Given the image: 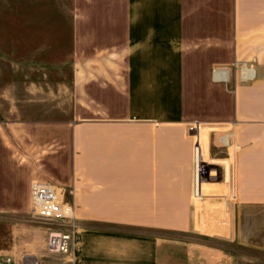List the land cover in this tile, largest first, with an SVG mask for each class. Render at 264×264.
Masks as SVG:
<instances>
[{"label": "crops", "instance_id": "0c3cea01", "mask_svg": "<svg viewBox=\"0 0 264 264\" xmlns=\"http://www.w3.org/2000/svg\"><path fill=\"white\" fill-rule=\"evenodd\" d=\"M218 2L88 0L87 30L72 26L73 75H24L25 111L72 113L57 123L69 179L54 183L69 205L90 221L188 234L186 264H231L236 209L264 207V0H229L227 14ZM244 58L255 82L232 87L231 121L198 130L197 152L202 144L213 173L197 200L185 96L209 85L214 66ZM216 134L227 146L215 145ZM157 249L140 233L81 232L68 259L158 264Z\"/></svg>", "mask_w": 264, "mask_h": 264}, {"label": "rangeland", "instance_id": "374dc122", "mask_svg": "<svg viewBox=\"0 0 264 264\" xmlns=\"http://www.w3.org/2000/svg\"><path fill=\"white\" fill-rule=\"evenodd\" d=\"M218 3L224 8L221 12L227 14L229 0ZM87 11L88 0H0V264H27L28 259L35 264H74L68 259L73 248L66 256L47 253L48 226L32 219L29 208L33 181L65 185L69 179L68 156L58 147L57 139L62 134L57 123L63 117L69 121L72 113L25 111L23 85L24 75H73V65L69 62L72 26L75 23L77 29L86 31ZM218 34L229 40V32ZM83 50L86 52V48ZM227 56L223 52L224 60ZM235 63H246L254 70L252 60L246 58L216 65L211 70L209 85L194 83L185 96V118L195 124L191 131L196 135L193 150L198 145L199 127L215 129L231 121L232 87L255 82H235ZM219 67L231 69L230 84L212 81V71ZM221 136H214L215 145L224 148ZM201 154L209 178L213 172L207 165L202 144ZM236 211V236L226 243L227 260L231 264H264V207ZM68 229L74 243L81 232L143 234L146 241L156 243L158 264H186L187 255L192 253L184 242L189 237L186 233L175 235L163 228L90 221L80 214V209H74ZM175 237L182 241L173 242Z\"/></svg>", "mask_w": 264, "mask_h": 264}, {"label": "built area", "instance_id": "2783aa9c", "mask_svg": "<svg viewBox=\"0 0 264 264\" xmlns=\"http://www.w3.org/2000/svg\"><path fill=\"white\" fill-rule=\"evenodd\" d=\"M233 68L238 73L240 83L246 84L255 80L254 70L248 64L235 63ZM230 72L231 69L226 67L215 68L212 71V81L217 84H226L229 81ZM226 139L227 137L221 139L224 146L228 144ZM197 151L198 145L193 150L192 192L195 199L200 200L202 184L208 178V169L200 152ZM197 153L200 162H197ZM67 195H69L67 189L54 183L35 180L30 184V215L35 221L48 226L45 245L47 253L52 255H70L74 245L73 234L68 229L74 218V208L66 201Z\"/></svg>", "mask_w": 264, "mask_h": 264}, {"label": "bare ground", "instance_id": "6f19581e", "mask_svg": "<svg viewBox=\"0 0 264 264\" xmlns=\"http://www.w3.org/2000/svg\"><path fill=\"white\" fill-rule=\"evenodd\" d=\"M26 262H27V264H35V262L31 259H28Z\"/></svg>", "mask_w": 264, "mask_h": 264}]
</instances>
